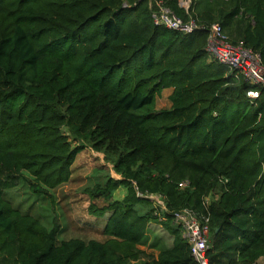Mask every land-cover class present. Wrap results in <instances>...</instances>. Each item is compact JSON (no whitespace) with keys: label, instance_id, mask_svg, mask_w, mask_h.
Segmentation results:
<instances>
[{"label":"trees","instance_id":"obj_1","mask_svg":"<svg viewBox=\"0 0 264 264\" xmlns=\"http://www.w3.org/2000/svg\"><path fill=\"white\" fill-rule=\"evenodd\" d=\"M156 1L0 0V264H198L171 222L183 209L210 217L209 264L264 259V86L210 59L207 30L155 26ZM185 1L166 4L264 62V0ZM167 89L172 106L158 110ZM63 128L120 176L89 193L109 203L92 208L110 212L105 241H60L57 218L48 229L6 198L21 182L40 196L71 180L85 148ZM138 191L166 197L173 244L158 257L139 247L159 217Z\"/></svg>","mask_w":264,"mask_h":264},{"label":"rangeland","instance_id":"obj_2","mask_svg":"<svg viewBox=\"0 0 264 264\" xmlns=\"http://www.w3.org/2000/svg\"><path fill=\"white\" fill-rule=\"evenodd\" d=\"M209 58L214 60L211 56ZM172 91V89L164 90L158 96V110L171 108ZM63 132L68 136L74 148L82 144L72 140L67 128H63ZM83 146L85 149L78 154L73 166L72 178L68 183L55 190H50L48 195L39 196L33 193V189L29 185L31 180H29L26 183L21 182L18 188L6 193V198L15 207L23 213L29 212L32 216L40 218L48 229L52 228L53 221L57 218L63 231L60 241L75 238L85 241H105L107 239L105 224L110 212L106 211L104 215L95 218L99 215L93 214L92 208L100 211L107 208L109 203L104 199H92L89 193L98 186L105 188L110 179L118 180L120 176L116 174L111 164L112 161H109L104 152H97L88 145ZM127 192L125 186L119 188L113 195V201H122ZM218 198L219 195L213 193L207 198L208 205ZM151 206L153 207V205ZM101 212L104 211L101 210ZM160 222V220H153L145 223L147 225L145 239L139 245L141 249L148 254H153L154 257H158L160 252L172 247L173 244V237ZM257 264H264V259L258 261Z\"/></svg>","mask_w":264,"mask_h":264},{"label":"built area","instance_id":"obj_3","mask_svg":"<svg viewBox=\"0 0 264 264\" xmlns=\"http://www.w3.org/2000/svg\"><path fill=\"white\" fill-rule=\"evenodd\" d=\"M166 1L157 0L155 6L151 2L152 20L155 26L185 35H192L199 30H207L208 44L206 50L212 58L235 71L237 77H244L252 86H264V62L260 54L243 44L232 43L220 24L204 27L192 18L185 21L167 6ZM189 2L190 0L181 2V6L187 11L190 7ZM247 97L251 102L257 99V90H249ZM188 185L189 182H185L181 187L184 188ZM137 195L150 200L159 220L161 222L167 221L166 215L170 211L165 203L166 197L164 195H143L139 191ZM206 204L209 206L207 199ZM171 222L174 226L181 228L184 238L191 246L195 261L198 264H209L208 251L212 242L210 217L200 215L192 209H183L173 214Z\"/></svg>","mask_w":264,"mask_h":264},{"label":"crops","instance_id":"obj_4","mask_svg":"<svg viewBox=\"0 0 264 264\" xmlns=\"http://www.w3.org/2000/svg\"><path fill=\"white\" fill-rule=\"evenodd\" d=\"M173 92V91H172ZM172 103V102H171Z\"/></svg>","mask_w":264,"mask_h":264}]
</instances>
